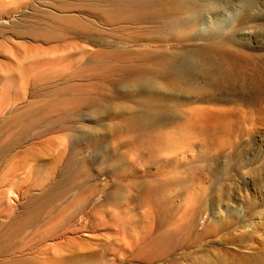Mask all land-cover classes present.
<instances>
[{
	"label": "bare ground",
	"instance_id": "6f19581e",
	"mask_svg": "<svg viewBox=\"0 0 264 264\" xmlns=\"http://www.w3.org/2000/svg\"><path fill=\"white\" fill-rule=\"evenodd\" d=\"M103 3L112 4L116 1L107 0ZM72 6L70 3H65L61 9H71ZM185 6L188 10L183 16L186 29L189 31L192 27H196V37L208 41L204 47L208 48L211 55L200 56L206 66L200 72H196L195 68V71L188 73L187 82L179 89L164 90L163 85L161 87L160 84L159 87H153L151 84L152 87L150 85L135 87L137 90H134L133 100L131 99L132 101L140 99L144 105L163 110L166 109V102H171L174 106L181 107V110L169 112L168 115L162 113L148 123H140L136 116L122 111L125 109L120 107L125 104L122 95H112L111 98L107 96L110 99H107L106 103L91 99L94 102L91 109L95 113L103 111L110 119H113L112 113H114L112 116L115 115L116 121H112L109 132L119 140L113 141L112 150L106 148V156L98 162L101 165L106 164L111 177L114 178L117 191L109 197L112 202L124 204L125 192H137L136 195H131L135 196L134 206L126 204L131 210H122L121 215L124 219L122 230L126 232L128 245L127 227L134 228L138 239L135 240L136 243L132 239L131 241L140 248L136 254L143 253L146 257L147 250L141 247L140 242L145 241L151 232L154 222L150 224L149 219H153V211L157 204L158 213L164 215L165 219L168 217L169 228L166 230V235L178 239L175 238L172 249L178 247L179 240L180 246L184 244L192 233L199 237V242L219 236L223 230H227L222 227L235 226L238 228L237 231L242 228L248 229L249 233L251 231L249 234L251 241L257 231L264 233V0H186ZM73 8H88L94 12L96 19L99 17L100 22H112L111 13L107 14L109 9L104 5L95 6L89 3ZM41 17L46 21L29 23L17 31L23 39L32 38L33 44L15 45L5 38L0 42V56L4 59V61L0 60V118L2 119L0 121V219L6 217L4 215L7 212L5 207L7 204L4 196L8 190H21L27 186L21 190V194L27 196L32 189L41 187L43 192L40 196L47 199H44L41 207H37L34 203L27 205L22 211L23 215L17 220L14 219L11 224L0 223V264H65L67 262L68 258L62 257L58 250L69 246L74 248L70 241L43 246L38 249L35 256L14 257V255L24 251L32 243L39 242L42 237H52L55 231L62 228L63 224L50 226L51 221L46 219L43 221L46 223L44 229L38 217L41 214L59 216L66 213L64 204L60 203L54 208L52 201L48 200L50 197H63L68 193L65 189L53 191L49 181L56 174L55 172L72 163L79 162L78 166L89 167L93 162L92 158H84L82 152H79L80 149L75 155L71 152V162L67 161L65 149L62 147L69 135L60 134L65 132L62 129L64 121L62 111L72 100L67 95L68 90L78 85L61 86L58 80L62 76H67L71 69H75L73 72L75 77L85 72L83 65L78 66L83 58L77 61L78 67L73 63L74 57L78 55H87L91 60H101V58L108 59L115 53L98 49L88 51L76 43L80 38L91 44L105 42L101 37L103 33L95 27L94 21L75 16H59L48 11L42 12ZM166 27L168 30L171 29L169 25ZM118 40H122V36H119ZM44 44H47V47H43ZM50 55L55 56V60H48L47 56ZM10 56L14 58L11 59ZM33 56L39 59L31 60ZM194 61H196L194 57H186L183 62L192 65L197 62ZM222 62L231 66L230 68L240 64L246 68V72L242 75L235 71L219 72ZM74 65L75 67H72ZM97 67V64L90 65L89 75L98 76ZM15 72L18 73L14 75ZM105 72L106 75L101 77V82L95 80L94 90L104 88L111 91L114 84L109 86L111 80L109 64ZM46 83H50V92L39 93L40 90L37 88ZM28 85L36 89L35 98L32 97L34 99L31 101L26 100L29 102L24 106L12 108L13 104L25 100V90ZM221 105L223 106L220 107ZM138 117L141 120L140 116ZM152 123L166 131H159L147 137L144 130ZM43 126L46 127L38 131L39 127ZM250 132L251 146L257 147V153L251 155V160L242 159L243 165L244 163L250 165V173L242 172L241 168L234 171L230 169L232 172L228 169L222 170L225 166L223 161L228 162L227 158H229L224 156L228 155V152L231 155L235 153L238 145L247 140L246 137L240 138ZM32 137L42 139L37 143L28 144L20 151H15L23 140ZM82 139L90 147L95 144L89 142L90 137L86 138L83 135ZM196 143L202 145L196 157L200 162L191 166V161L181 152L188 147H195ZM156 145L160 147L156 148ZM123 146L127 150L124 151ZM140 168L143 170L142 174H139ZM150 169L157 170L151 173ZM84 171L87 174L89 169ZM19 172H24L25 175L19 177ZM126 177L130 180L129 183L124 184L122 181ZM214 183H218V186ZM249 188H251V196L247 192ZM69 193L72 195V190ZM158 193L162 194L161 199H165L161 204L155 199L153 201ZM76 194L82 197L84 194L90 196L91 191L78 186ZM85 200L79 202V208L84 206ZM143 205L148 209L143 217L147 218L149 224H146L147 226L143 224L142 228H138V217H135L133 211L135 207L144 208ZM208 209L215 219L210 224L203 222ZM190 212H195L194 216H190ZM248 222L251 225H248ZM111 225L113 226V223ZM240 232L244 235L246 233V231ZM29 236V242L33 241L32 243L25 241ZM191 241L192 238L189 242ZM236 241L235 234L225 236L222 244L226 248L218 251L220 256L217 260L199 255L189 259V262H193L191 264H264V253L251 256L249 259L243 253L228 247L234 245ZM259 242L264 246V239ZM78 246L80 248L78 247L77 251L84 249L82 244ZM130 246L132 248L133 245ZM89 250L85 248L87 251L85 258L90 257H88ZM71 253H76V250ZM157 256L158 254L152 255V258ZM79 257L78 255L77 258ZM75 259L73 257V260ZM173 264L177 263L173 261Z\"/></svg>",
	"mask_w": 264,
	"mask_h": 264
},
{
	"label": "rangeland",
	"instance_id": "374dc122",
	"mask_svg": "<svg viewBox=\"0 0 264 264\" xmlns=\"http://www.w3.org/2000/svg\"><path fill=\"white\" fill-rule=\"evenodd\" d=\"M102 1L103 0H0V42L7 39L10 43L15 45H20L21 43L25 45L33 44L32 38L24 37L23 39V37L18 35L17 31L21 30L24 25L29 23L46 21L41 17V14L44 11H48L59 16H75L80 19L94 21L93 24L95 27L97 29L99 28L98 30L103 33L101 37L104 38L103 40L105 42L91 44L85 39L80 38L76 43L88 51L98 49L109 51V53L115 52L110 58H101V60H91L87 55H78L74 57L73 63L77 66V61L83 58L82 64L80 63L81 65L79 64L78 66L83 65L85 72L75 77L73 74L75 69H71L67 76H62L58 80L61 86L66 84L78 85V87H72L68 90L69 92H67V95L70 96L72 100L70 101L71 103L67 104V108L62 111L64 118L62 129H64L65 132L60 134L69 135V137L64 140V147H62L65 149L67 161L71 162L70 159L72 154L74 153L75 155L80 149L79 152H82L84 158H92L93 162L89 167L82 165L78 166L79 162L72 163L69 166L67 165L64 169L62 167L61 169L59 168L55 172L56 174H54L49 181L53 191L57 192L59 189H61V191L65 189L68 193L63 197H50L48 200L52 201V207L54 208L60 203L64 204L66 213L59 216L49 213L39 214L42 217H38L40 223L44 225L42 228H46V223L43 222L46 219H49L47 221H51L50 226L63 224L62 228L58 229L57 232L55 231L52 237H42L40 240L41 242L39 241L40 243H32L33 241L29 242L30 236L26 237L25 241L32 244L24 251L16 253L14 257L35 256L37 255L38 249H41L43 246H51L55 243H66L70 241L74 248L69 246L58 250V253L62 257L68 258L65 264H173V261L177 264H191L193 262H189V259H193L199 255H206L207 257H212L217 260V257L220 256L218 251L226 248L222 244V239L228 235L234 236V234L236 235L237 241L234 245L228 247L243 253L249 259H251V256L261 255L264 253V246H261L259 241L264 239V233L262 231H257L254 239L251 241V235H249L251 231L249 233L248 229L243 228L237 231L238 228H235V226L227 228L222 227L227 230H223L219 236L208 238L203 242H199V237L192 233L184 244L180 246L179 240V244L177 243L178 247L172 249V243L176 241L177 237L166 235V230L169 228L168 217L165 219L164 215L158 213V204L154 208L152 215L153 219H149V222H151L150 224L154 222L151 232H149L145 241L140 242L142 243L141 247L147 250L148 256H144L143 253L142 255L136 254L140 248L135 244V240L138 239L135 235L137 232H135L134 228L131 226L130 228L127 227V234L129 235V244L127 245L126 232L122 230L124 219L121 214L124 209L131 210L127 205L134 206L135 196L132 197L131 195H136L137 192H125L124 196L126 197H124V204L123 202L115 204L109 199L112 193L117 191L116 184L114 178L111 177L109 170L106 168V164L101 165L98 160L106 156V148L112 150L111 144L114 143L113 141L119 140L109 132L116 118H114L115 115L112 116L114 113L111 114L113 119H110V117L108 118V116L106 117L103 111L95 113L93 109H91L94 105L93 100L106 103L107 99H110L112 95H122L125 99V104L120 106L123 107V109L125 108L122 111L127 114H133L140 123H148L154 117L162 113L168 115L170 114L169 112L172 113L181 110V107H176L171 102H166V109L163 110L150 105H144L140 102V99L132 101L133 92L137 90V87L149 86L150 84L153 87H159V84L161 87L163 85L162 88L164 90H175L181 88V86L183 87L187 82L186 78L188 73H191L195 68L196 72H200L204 66H206V64L201 61L200 56L205 54L209 56L211 52L208 48L204 47L208 44V41L196 37V27H192L189 31L185 27L183 16L188 13L185 6L186 0H115L116 3L112 4L103 3L107 0ZM65 3H70L74 7L89 3H93L95 6L104 5L105 8L109 9L107 14L111 13L110 18L112 22H100L99 17L96 19L94 12L88 8L78 9L72 6L71 9H61V6ZM167 25H169V27L171 26L170 30L166 29ZM113 30L114 32H112ZM119 36H122V40H118ZM43 47H47V44H44ZM33 57L34 58H31V60L39 59L36 56ZM47 57L50 61L55 60V56L50 55ZM186 57H194L197 62L194 61L196 63L192 65L184 64L183 61ZM10 58L13 59L14 56H10ZM0 60L4 61L1 56ZM92 64L98 65V76L89 75V68ZM108 64L111 79L109 81V86L111 84H114V86H112L111 91L104 88L94 90L93 87L96 84L95 80H98V82L102 81L100 79L106 75L107 71L105 72V69ZM75 65L72 67H75ZM230 67L231 66H227L225 62H222L218 71L222 73L235 71L240 75L246 72V68H243L240 64L232 66V68ZM17 73L18 72H15L14 75ZM237 78L239 77L237 76ZM117 80L119 83H117ZM46 84H42L43 86L41 85L37 88V90H40L39 93L46 94L50 92V83ZM33 88V86L28 85L25 90V100L13 104L12 108L26 105V103L29 102L26 100H33L35 98V93H37V91H35L36 89ZM107 96H110V98H107ZM140 103L141 105H139ZM222 106L223 105L220 107ZM138 116H140L141 120H139ZM1 120L0 118V121ZM45 127L46 126L42 128L39 127L38 131H42ZM144 131L147 137H149L155 135L159 131L164 132L166 130L152 123ZM83 135L86 138L90 137L91 139L89 142H92V144L97 143L96 146L94 144L90 147L88 144H85L82 139ZM244 137H246L245 139L247 140H243V143H241L242 140H240L241 144L239 143L240 145L236 148L237 150L235 153L231 155L230 152H228V155L224 156L225 158L226 156L229 157L227 158L228 162L224 160L225 158L223 157L224 161H222L225 163V166L222 170L228 169V171H230V169H233L232 171H234L237 168H241L242 172L250 173V165L247 163L243 165L242 159L251 160V155H256L255 153H257V147L251 146V132L248 133L247 136L243 135L240 139ZM41 139L42 138L36 139L35 137L26 138L15 151H20L21 148L30 143H37L41 141ZM196 144L195 147H188L181 152L182 155H185L187 159L191 161V166L200 162L196 157L202 145L199 143ZM157 147H160V145H156V148ZM126 148L128 149V145ZM126 148L123 146L124 151L127 150ZM87 149L88 151H86ZM86 169L87 171L89 169L87 174L86 171H84ZM155 170L157 169H150V172L154 173ZM142 171L143 170L140 168L139 174H142ZM22 175H25L24 172L18 173L19 177H23ZM127 177V180L123 179L122 181L121 179L119 183L121 181L124 184L129 183L130 178L128 179ZM214 185L218 186V183H214ZM78 186L91 191L90 196L84 194L86 200L84 196L82 197L76 194V188ZM26 187L27 186L23 189ZM21 190H8L4 196L5 203L7 204V206H5L7 208V215L5 214L4 216L6 217L0 219V223L11 224L14 219L17 220L23 215L22 211L25 210L27 205L34 203L37 207H41L44 203V199H46L40 196L43 192L41 187L32 189L27 196L22 195ZM71 190L73 192L72 195L69 193ZM247 190L251 196V188ZM161 195V193L156 194V198H153V201L155 199L159 204L163 203L165 199L162 198V201ZM83 200H85V204L79 208V202H84ZM145 202L148 203L147 201ZM143 207L144 208L135 207V211H133L134 214H136L135 217H138V228H142V226H144L143 224H149L147 218L143 217L148 209L145 205H143ZM194 214L195 212L189 213L190 216H194ZM203 220V222L207 224L215 221L209 209L205 212ZM111 223H113V226ZM248 225H251V223L248 222ZM240 231H246L245 235ZM191 238L192 241L189 242ZM131 239L135 243L132 242ZM79 244H82L84 247V249H81L82 251L79 249L77 251ZM130 245H133L132 248ZM85 248L90 249L88 254V257L90 256L89 258H85L87 252ZM74 250H76V253H71ZM155 254H158L157 258H152V255ZM160 254L163 256L161 257ZM78 255L80 256L79 259L77 258ZM73 257L76 259L73 260Z\"/></svg>",
	"mask_w": 264,
	"mask_h": 264
}]
</instances>
